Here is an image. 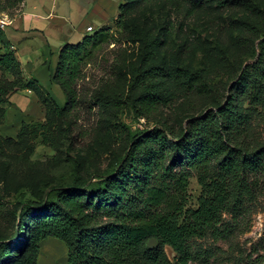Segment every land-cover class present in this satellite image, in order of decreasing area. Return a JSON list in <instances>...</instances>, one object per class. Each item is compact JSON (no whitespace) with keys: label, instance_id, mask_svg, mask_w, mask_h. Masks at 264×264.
<instances>
[{"label":"trees","instance_id":"trees-1","mask_svg":"<svg viewBox=\"0 0 264 264\" xmlns=\"http://www.w3.org/2000/svg\"><path fill=\"white\" fill-rule=\"evenodd\" d=\"M153 1L126 0L119 6L120 21L142 45V65L126 62L124 80L96 95L102 107L128 106L138 120L146 121L167 102L164 94L171 82H179L187 92L205 99L211 95L201 72L155 63L162 47L160 38L128 19L136 4ZM179 1L188 4L190 16L204 5V0ZM259 25L264 27V23L246 22L244 29L254 33ZM109 38V30L103 29L60 50L52 81L64 93L66 104L59 108L50 101L51 113L57 118H69L76 108L82 67ZM0 41V117L5 125L12 95L34 90L42 112L48 100L36 87V80H25L2 31ZM260 44L255 65L242 71L223 101L213 102L211 109L193 114L178 128L164 123L130 133L126 155L94 184L87 185L77 167L71 185L38 202L21 194V240L18 245L0 248V264H37L39 245L50 238L66 245L68 264H190L189 242L216 230L225 213L252 199L253 186L259 181L256 175L264 173V145L250 139V116L241 108V98L253 104L264 95V40ZM193 102L189 101L190 107ZM47 130V124L38 127L23 122L17 136L22 138L31 131L35 138L40 133L45 137ZM8 141L0 136V147ZM182 165L187 170L177 171ZM192 174L202 189L196 210L187 207ZM167 247L175 253L173 260Z\"/></svg>","mask_w":264,"mask_h":264},{"label":"rangeland","instance_id":"rangeland-1","mask_svg":"<svg viewBox=\"0 0 264 264\" xmlns=\"http://www.w3.org/2000/svg\"><path fill=\"white\" fill-rule=\"evenodd\" d=\"M125 1L119 0L118 11L105 22L91 18L83 24V34L93 35L108 29L110 38L82 67L76 84L78 103L69 118L59 119L51 113V102L59 108L66 104V97L57 85L54 89L40 90L48 100L43 112L38 105L36 108L32 105L24 118V122L36 123L38 127L47 124L45 137L40 133L35 138L28 131L30 135L19 138L22 124L19 129L9 124L10 133H6L0 117V136L9 139L0 147V248L18 245L21 240V194L26 193L28 199L38 202L54 190L71 185L77 167L87 185L94 184L111 173L126 155L130 133L164 123L178 128L193 114L211 109L213 102H221L230 94L242 71L255 65L261 54L264 27L259 25L251 33L244 26L246 22L264 23V0H204V5L192 16L188 15V4L183 1L139 2L128 19L160 38L162 47L155 63L201 72L211 95L205 99L187 92L181 83L171 82L164 94L167 102L149 121L138 120L128 106L102 107L96 95L108 85L124 80V64L142 65V45L120 21L119 6ZM24 2L0 0V9L18 15ZM88 25L93 32H87ZM73 30L81 32L77 28ZM190 100L195 103L192 107ZM241 100L242 110L250 116V139L262 146L264 95L259 103ZM181 170L187 167L178 166L177 171ZM256 176L259 181L253 186L252 199L225 213L216 230L189 242L190 264H264V173ZM201 193L198 179L192 174L187 197L189 209L198 208ZM105 218L102 219L106 221ZM166 252L173 260L174 251L167 247ZM37 264H68L66 245L54 238L42 242Z\"/></svg>","mask_w":264,"mask_h":264},{"label":"crops","instance_id":"crops-1","mask_svg":"<svg viewBox=\"0 0 264 264\" xmlns=\"http://www.w3.org/2000/svg\"><path fill=\"white\" fill-rule=\"evenodd\" d=\"M118 3L119 0H25L21 13L11 15L12 26L2 31L18 58L24 78L36 80V87L41 90L54 89L52 79L62 47L81 42L87 36L81 30L86 20L105 22L118 11ZM75 28L81 32H75ZM10 102L2 126L6 133H10L11 124L19 129L29 108L37 105L36 92H18Z\"/></svg>","mask_w":264,"mask_h":264},{"label":"built area","instance_id":"built-area-1","mask_svg":"<svg viewBox=\"0 0 264 264\" xmlns=\"http://www.w3.org/2000/svg\"><path fill=\"white\" fill-rule=\"evenodd\" d=\"M13 19L10 14L0 11V30L5 31L8 27L12 26ZM87 32H93L92 27H87Z\"/></svg>","mask_w":264,"mask_h":264}]
</instances>
